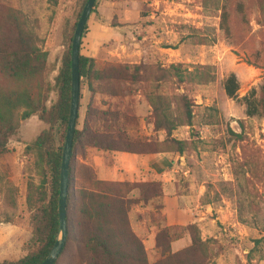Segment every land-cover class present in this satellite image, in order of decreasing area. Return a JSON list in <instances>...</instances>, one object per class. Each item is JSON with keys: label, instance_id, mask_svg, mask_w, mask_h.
<instances>
[{"label": "rangeland", "instance_id": "obj_1", "mask_svg": "<svg viewBox=\"0 0 264 264\" xmlns=\"http://www.w3.org/2000/svg\"><path fill=\"white\" fill-rule=\"evenodd\" d=\"M80 1L0 0V7L14 8L26 16L38 46L48 52L47 106L56 99L53 79L65 49L63 35L75 22ZM96 2L80 50L88 47L90 36L86 33L92 30L91 22H99L101 27L91 37L99 43L95 44L99 53L95 65L138 67L147 82H142L141 87L147 84L153 93L164 95L174 117H183L184 104L191 111V125L178 126L171 134L186 141L187 149L180 156L168 153L175 163L165 177L154 180L160 181L163 194L186 198L205 213L204 226L209 233L202 238L213 239L209 241L210 262L264 264V116L246 117L243 104L228 98L223 90V80L231 72L239 83L237 97L264 82V0L227 1L232 28L229 41L219 29L224 0ZM236 2L242 5L243 19L235 12ZM172 65L178 70L174 71ZM105 85L116 96L125 92L120 83ZM86 93L80 90L78 123L84 117ZM136 95L123 99V108L138 118L136 124L126 126L128 134L143 142L162 141L165 135L153 130V117L145 98L141 93L138 98ZM45 128L47 125L36 115L21 120L18 129L6 139L7 152L0 156V262L17 261L28 249L31 233L25 185L28 176L35 182L37 176L33 155L24 151ZM57 130L55 126L56 145ZM228 130L241 133L243 140H235ZM45 169L50 182L51 169ZM132 195L136 196V192L129 193ZM238 202L243 203L244 224L238 221ZM160 203L158 198L139 204L130 212L132 226L143 241L150 263L159 259L153 248L156 227L165 224L157 208ZM169 231L173 238L179 237L173 242H179L181 248L189 244L185 231ZM178 244L174 243V248ZM57 261L76 263L74 246L69 244Z\"/></svg>", "mask_w": 264, "mask_h": 264}, {"label": "trees", "instance_id": "obj_2", "mask_svg": "<svg viewBox=\"0 0 264 264\" xmlns=\"http://www.w3.org/2000/svg\"><path fill=\"white\" fill-rule=\"evenodd\" d=\"M227 1L224 0L221 5L219 29L229 41L232 38V28ZM85 2L86 0L80 1L75 22L63 35L65 49L53 79L56 99L49 106L46 101L50 85L45 82L48 52L38 46L37 36L28 26L24 14L11 7H0V156L7 152L6 139L18 129L21 120L36 115L47 125L25 146L24 151L26 155H33V168L37 176V182L28 176L25 185L27 223L31 233L28 249L19 260L2 261L0 264H40L50 252L58 234L61 151L71 96L70 49ZM96 3L95 1L90 15L95 12ZM234 9L243 19L244 11L240 2L235 3ZM244 23L248 24L247 21ZM95 64L96 59L82 55L79 48V90L89 92L90 102L87 106L84 105L83 120L76 123L72 139L66 196L67 235L63 249L53 264H214L210 262L209 252V241L213 239H203L195 223L173 227L165 224L157 226L153 248L157 250L159 259L150 263L142 239L132 229L130 212L139 204L162 198L160 181H103L97 178L92 167L79 161V157L84 156L86 147L138 155L175 153L180 156L187 149V143L173 138L172 131L181 125H191L189 106L183 105L182 118L174 117L164 95L153 93L147 84L141 87L142 82H147L143 79V73L140 75L138 67L130 69L127 64L107 67ZM171 68L178 70L173 65ZM105 82L120 83L125 86V92L116 96L108 91L109 86ZM238 89L237 77L231 72L223 80L225 95L236 98L243 104L246 117L264 116V82L257 89L250 88L241 97H237ZM95 93H107L115 99L109 103L101 101L100 104H95ZM138 93L142 94L151 109L153 130L164 133L162 141L143 142L128 134L126 126L136 124L138 118L130 110L123 108V99L132 98ZM55 126L58 129V145L54 139ZM228 133L237 141L243 140L241 133L230 130ZM45 166L51 169L50 182ZM132 191L136 192V196H129ZM242 206L243 203H237L238 221L244 224L246 221L241 215ZM157 208L160 209L161 205ZM162 218L164 222V217ZM172 228L186 232L189 238L187 246L172 251L171 243L179 238L171 236L169 230ZM69 244L75 248L76 263H58L57 260L65 253Z\"/></svg>", "mask_w": 264, "mask_h": 264}, {"label": "crops", "instance_id": "obj_3", "mask_svg": "<svg viewBox=\"0 0 264 264\" xmlns=\"http://www.w3.org/2000/svg\"><path fill=\"white\" fill-rule=\"evenodd\" d=\"M100 25L101 24L97 21L91 22L92 30L89 34L86 33L87 37L90 36V39L89 37L87 38L88 44H86V47H88L85 48L84 51L80 50L82 55L93 59L98 58L99 53L96 47L98 45L95 44L99 43L96 40H91V37L96 36L94 32L101 27ZM138 97L137 94L136 98ZM114 99L113 96L107 93H95L93 96L95 104H100L101 101L109 103ZM84 102L86 106L89 104V92L86 93ZM84 150V156L79 157V161L92 167L99 180L109 182L134 183L165 177L168 171L171 170L172 164L175 163L173 159H169L168 153L138 155L127 152L96 150L88 147ZM160 202V211L161 215L164 217L165 226H185L190 223H195L200 229L201 237H205V234L209 233L204 226V219L206 218L205 213L199 210L198 204L191 205L186 198L182 199L176 196H167L166 194H163L162 198H160ZM132 229L134 230L133 226ZM174 243L178 244L179 242H173L171 244L172 249L176 251L181 248L180 244H178L180 245L178 248H174Z\"/></svg>", "mask_w": 264, "mask_h": 264}, {"label": "water", "instance_id": "obj_4", "mask_svg": "<svg viewBox=\"0 0 264 264\" xmlns=\"http://www.w3.org/2000/svg\"><path fill=\"white\" fill-rule=\"evenodd\" d=\"M96 0H86L71 41V55H70V68H71V91H70V109L67 121V130L61 151V164L59 173V192H58V234L53 247L40 264H53L60 252L63 249L66 235V196L68 187V167L70 156L72 153V139L76 128L78 117V102H79V48L81 37L85 23L93 9Z\"/></svg>", "mask_w": 264, "mask_h": 264}]
</instances>
